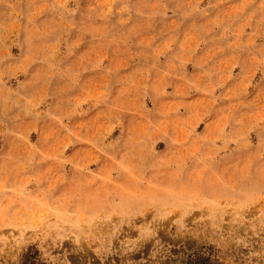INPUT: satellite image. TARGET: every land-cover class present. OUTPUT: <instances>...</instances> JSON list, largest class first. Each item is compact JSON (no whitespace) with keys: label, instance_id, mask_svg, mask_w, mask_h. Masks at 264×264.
<instances>
[{"label":"rangeland","instance_id":"obj_1","mask_svg":"<svg viewBox=\"0 0 264 264\" xmlns=\"http://www.w3.org/2000/svg\"><path fill=\"white\" fill-rule=\"evenodd\" d=\"M0 264H264V0H0Z\"/></svg>","mask_w":264,"mask_h":264}]
</instances>
